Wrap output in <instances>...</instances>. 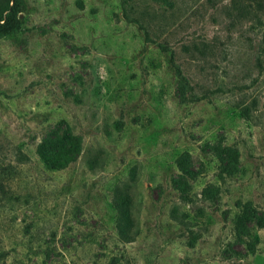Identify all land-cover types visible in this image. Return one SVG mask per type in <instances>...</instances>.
<instances>
[{
	"label": "rangeland",
	"instance_id": "rangeland-1",
	"mask_svg": "<svg viewBox=\"0 0 264 264\" xmlns=\"http://www.w3.org/2000/svg\"><path fill=\"white\" fill-rule=\"evenodd\" d=\"M6 3L20 26L0 36V264H264V13L239 18L230 0ZM201 40L224 49L183 50ZM56 126L81 151L51 169L37 145ZM117 187L132 198L130 243ZM245 204L256 212L238 238Z\"/></svg>",
	"mask_w": 264,
	"mask_h": 264
},
{
	"label": "trees",
	"instance_id": "trees-1",
	"mask_svg": "<svg viewBox=\"0 0 264 264\" xmlns=\"http://www.w3.org/2000/svg\"><path fill=\"white\" fill-rule=\"evenodd\" d=\"M232 9L236 11L239 18H250L251 20H260V15L264 13V0H230ZM135 21L139 22L138 18ZM142 25V24H141ZM20 22L17 18V10L15 5L6 3L0 12V36L8 34L19 28ZM144 26V25H142ZM166 47V46H165ZM164 46L161 48L166 50ZM183 50L190 54L192 58H200L206 60L211 55H216V49L219 48L215 42L201 40L199 42L185 43L182 45ZM223 47H220L221 49ZM224 49V48H223ZM222 49V51H223ZM175 50H171V58L175 73L179 79V92L182 99L187 98V88L189 87V79L182 72L180 66L174 62ZM81 151V142L79 136L75 135L68 126H56L46 133L37 145V152L43 163L51 169H60L68 163L75 160ZM189 159L188 154H183L178 159V168L180 176L177 180L178 188L185 193L188 188V177L194 176V171L187 165ZM134 170L131 169L130 175L134 176ZM206 191V190H205ZM113 205L116 210L115 227L118 239L122 243H130L136 239L139 229L137 221L132 215V198L127 192H123L117 187L113 195ZM256 211L249 205L245 204L240 214L236 216L235 230L238 238L250 236L247 228V221ZM257 222L259 226H264V217L258 216ZM256 239L248 240L247 246L250 251L255 248Z\"/></svg>",
	"mask_w": 264,
	"mask_h": 264
}]
</instances>
